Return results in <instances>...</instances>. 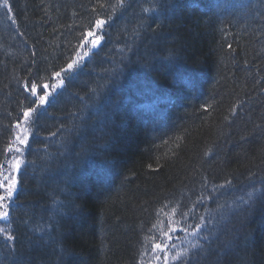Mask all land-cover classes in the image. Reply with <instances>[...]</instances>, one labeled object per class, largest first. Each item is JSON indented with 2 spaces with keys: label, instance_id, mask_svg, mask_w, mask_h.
I'll return each mask as SVG.
<instances>
[{
  "label": "trees",
  "instance_id": "obj_1",
  "mask_svg": "<svg viewBox=\"0 0 264 264\" xmlns=\"http://www.w3.org/2000/svg\"><path fill=\"white\" fill-rule=\"evenodd\" d=\"M45 90L0 264H264V0H0V166Z\"/></svg>",
  "mask_w": 264,
  "mask_h": 264
},
{
  "label": "snow or ice",
  "instance_id": "obj_2",
  "mask_svg": "<svg viewBox=\"0 0 264 264\" xmlns=\"http://www.w3.org/2000/svg\"><path fill=\"white\" fill-rule=\"evenodd\" d=\"M7 3H8V0H4V5L5 6H7ZM8 10L11 11V8H9ZM144 11L147 12L148 9H145ZM104 23H105L104 20H97L96 23H95V27L97 29H99V28H101L104 25ZM87 36L88 37H91V36H93V33L91 31H89L87 33ZM91 44H92L93 48H95L97 45H99L100 44V37L99 36H96L94 39H92L91 40ZM229 47H231V46L229 45ZM87 55H88L87 52H85L84 53V56H87ZM80 59H83V57H80ZM77 63H78L77 60H72L71 62H69L67 64V68L66 69L62 68L60 72H56V73H54V75L57 76V77H59L61 75V72H64L65 75L67 76V74L69 72H72L74 70V65H77ZM60 83H61V85H63L64 84V81L61 80ZM47 87H48V85L45 84L44 85V88H47ZM53 87L55 88L56 86L53 85ZM31 93H32L33 96H36L37 88H36V85L35 84H33L31 86ZM50 96H53V94L45 91L43 95H40L36 99H34L32 101V104H34L36 106L35 107H29L28 109H26L24 111V113H23L24 119L25 120L31 119L33 117V114H36L37 117L39 115H43L47 111V109L45 108V105L46 104H49L50 105L51 103H53L55 101V97L53 96V99L50 100L49 99ZM17 140H19V143L20 144H24L26 142L25 139H21L19 136H17ZM16 151L19 152L20 149L17 148ZM20 165H21V161L19 159H17L16 160V163H15V168L18 170L20 168ZM16 187L17 186H16V183H15V180L13 179V181L7 185L6 196L5 195H0V221L5 220L9 216V213L8 212H5V211H2V209L5 207L4 201L6 199H9L10 200V199L13 198L14 191L16 190ZM253 196H254L253 193H249L248 194V200L247 201H244V203L247 204V205H249V207L251 206V204L249 202L253 200ZM205 227H206V225H205ZM170 230L172 232H175L176 231L175 228H171ZM202 231H203V229L200 228V226L198 225L197 226V231H194L192 233V235L199 236ZM4 232H5V229L0 228V233H4ZM165 235L167 236L168 233L166 232ZM171 238H172L171 236H168V239L169 240H171ZM5 239L7 241H13L14 240V236L11 235V234H7V235H5ZM202 239H204L206 242H209L210 243L208 236H203ZM155 248L161 249V244H159V243L155 244ZM192 248L194 250H203V245H201L199 243L193 244L192 245ZM183 255L185 257H189L191 254L186 251ZM180 257H181V254L180 253H177V255L173 257V260H177Z\"/></svg>",
  "mask_w": 264,
  "mask_h": 264
},
{
  "label": "rangeland",
  "instance_id": "obj_3",
  "mask_svg": "<svg viewBox=\"0 0 264 264\" xmlns=\"http://www.w3.org/2000/svg\"><path fill=\"white\" fill-rule=\"evenodd\" d=\"M92 33H93V36L86 37L88 47H91V48L93 47L91 44V40L97 36L96 30H94ZM134 104L135 106L140 105L139 103H134ZM23 122L24 121L18 122L17 125H15L13 140L10 145L9 152H8L9 160L6 163L7 167H4L3 169L0 168V183H1V188L3 192L2 195H5V196H6V191H7V185L11 183L13 179L15 180V183H16L15 175H17L18 170H19L15 168L16 160L17 159H19L20 161L22 160L23 144L19 143V140H17V136H19L21 139H26V135L28 133V126H27V123L24 124ZM17 148L20 149L19 152L16 151ZM7 200L8 199L4 201V204H6ZM4 208L2 209V211H5ZM175 232H172V233L174 234ZM168 236L173 237L174 235L168 234L167 236L166 235L164 236V239L161 240V242L159 243L161 244L164 241L161 244V249L155 248V250H152V255L150 256L151 262L149 264H175V260H173V257L176 256L177 253H180L181 255L184 254L187 248L191 244H194L193 241L190 244L187 243V240L181 241L180 243H176V242L173 243V242H170V241H173L172 238L171 240H169ZM144 264H148L147 261Z\"/></svg>",
  "mask_w": 264,
  "mask_h": 264
},
{
  "label": "bare ground",
  "instance_id": "obj_4",
  "mask_svg": "<svg viewBox=\"0 0 264 264\" xmlns=\"http://www.w3.org/2000/svg\"><path fill=\"white\" fill-rule=\"evenodd\" d=\"M92 48H93V47H92ZM163 101H164V100H162V99H158L159 104H162ZM139 108H140V107H139ZM21 121H24V122H23L24 124H26V123L28 124L27 120H25V119H21L20 122H21ZM3 167H7V164L4 163L2 166H0L1 169H3ZM70 169H72V168H70ZM15 177H17V175H15ZM158 235H159V234H158ZM158 235H157V236H158ZM189 235H190L189 233L183 234V236H182V238H181V239H182L181 241L187 240L188 237H189ZM163 239H164V236H161V237L159 238V240H163ZM163 242H164V241H163ZM163 242H162V243H163ZM170 242H172V241H170ZM162 243H161V244H162ZM176 243H180V242H176ZM167 245H168V243H167ZM150 253H151V251L148 250V254H150Z\"/></svg>",
  "mask_w": 264,
  "mask_h": 264
}]
</instances>
